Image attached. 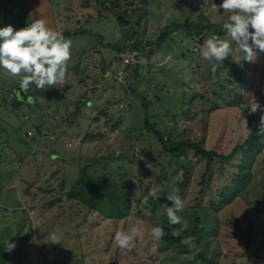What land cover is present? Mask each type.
<instances>
[{"label": "rangeland", "instance_id": "rangeland-1", "mask_svg": "<svg viewBox=\"0 0 264 264\" xmlns=\"http://www.w3.org/2000/svg\"><path fill=\"white\" fill-rule=\"evenodd\" d=\"M215 4L212 0H50L62 34L72 33L70 62L75 58L83 62L78 68L73 64L64 82L49 87L67 88L63 99L48 101L43 96L48 88L27 90L34 99L22 108L42 146L29 158V177H23L29 201L24 219H13L11 229L24 231L14 241L17 252L5 264H200L192 254L154 242L149 235L151 227L165 224L171 202L154 212L148 199L170 195L185 202L179 215L186 228L202 227L200 249L207 257L219 264H264V149L250 184L217 212L210 203L217 202L219 189L232 179L240 155L232 162L214 163L209 188L202 193L206 161L193 152L184 160L166 155L145 129L146 113L136 97H145L152 124L174 141L200 142L225 156L248 138L251 129L245 114L252 103L264 109V52L254 49L252 60H245L232 46L222 62L204 60L199 53L211 32L179 31L157 45L173 23L207 19L222 25L229 13ZM224 38L231 46L230 38ZM132 45L138 50L126 52ZM127 57L129 63L124 62ZM253 114L260 119L264 112ZM84 168L129 188L135 201L129 218L106 220L68 199ZM133 226L138 235L131 250L122 251L113 235ZM251 228L253 238L248 242ZM53 232L55 243L48 239Z\"/></svg>", "mask_w": 264, "mask_h": 264}, {"label": "clouds", "instance_id": "clouds-1", "mask_svg": "<svg viewBox=\"0 0 264 264\" xmlns=\"http://www.w3.org/2000/svg\"><path fill=\"white\" fill-rule=\"evenodd\" d=\"M215 6L222 13H229L222 29L230 38L231 46L229 39L215 35L206 38L199 53L202 59L222 62L229 56L232 46L244 54L245 60H252L254 49L264 52V0H220ZM70 59L71 41L49 28L42 19L32 20L19 29H14L11 24L0 26V72L9 77H19L18 91L21 93L29 86L46 89L62 83ZM258 111L264 112V109L258 103H252L250 112ZM257 127V134H264V115L260 116ZM167 200L171 202L166 207L167 223L170 226L179 224L181 227L173 231L174 235H179L187 227V222L179 215L185 202L175 195L167 196ZM148 231L154 242L163 237V228L159 225ZM137 235L138 229L134 226L128 231L117 229L113 241L120 250H131ZM48 239L55 243L57 236L54 232L49 233ZM181 243L194 247L191 236L183 237ZM15 247L14 241H3L4 251L10 253Z\"/></svg>", "mask_w": 264, "mask_h": 264}, {"label": "trees", "instance_id": "trees-1", "mask_svg": "<svg viewBox=\"0 0 264 264\" xmlns=\"http://www.w3.org/2000/svg\"><path fill=\"white\" fill-rule=\"evenodd\" d=\"M214 3L219 4L220 0H212ZM204 21H206L204 23ZM202 23H189L178 24L173 23L167 26L161 33L157 40V45L162 46L171 37L172 34L179 31H189L194 34H201L204 32H211L217 38H224L226 34L222 29V25L212 24L204 19ZM64 37L72 36L71 32H64ZM121 52V49L115 47ZM138 47L132 45L126 52L137 51ZM138 67L136 68V74ZM229 90V89H226ZM230 91V90H229ZM42 94V90H40ZM136 94V93H134ZM44 96V95H43ZM136 97L141 101V105L145 110L144 126L147 132L159 143L162 151L170 156V158L177 160H184L187 158L189 152H193L194 155L201 160H205L207 163L206 171L201 178V186L203 193L209 188L210 173L214 163L217 161L232 162L236 156L240 155V161L237 165V171L232 174V179L224 184L217 193V202L212 201L211 207L217 212L222 208L232 204L241 194V192L247 188L251 180L254 177V166L257 162V158L264 149V134H257L259 124V118H257L250 110L245 114V119L251 129V134L241 144L234 147L230 154L222 156L213 150H207L202 146L200 142H193L192 140L182 138L178 141L171 139L170 135L162 133L155 127L149 117V102L141 94H136ZM19 105H25L26 103L17 99ZM187 173V172H186ZM185 173V174H186ZM69 200H77L84 204L91 210L99 213L106 220L122 221L131 216L133 210L134 200L129 192V188L125 184H120L114 180H109L102 177H96L92 175L88 168L80 170L79 177L75 184L67 194ZM165 203H170L167 200V196H161L158 199L150 197L148 199V207L152 211H156ZM232 224H238L236 220H231ZM181 226L168 225L167 218H165V224L162 225L163 237L161 242L168 246H177L184 252L192 254V260L200 264H219L217 259L209 258L205 255L204 251L200 249L201 243V226L195 225L193 229L184 228L179 235H174V229H179ZM214 232L215 228H214ZM253 229H250L248 242L252 240ZM185 236L193 237L194 247H189L181 243V240ZM17 252L14 248L12 252L4 251L3 247H0V264H5L6 258L13 253Z\"/></svg>", "mask_w": 264, "mask_h": 264}, {"label": "crops", "instance_id": "crops-1", "mask_svg": "<svg viewBox=\"0 0 264 264\" xmlns=\"http://www.w3.org/2000/svg\"><path fill=\"white\" fill-rule=\"evenodd\" d=\"M36 19L44 20L49 28L62 34L50 0H0V26L11 24L14 29H19ZM65 38L70 39L72 36ZM86 51L82 53L86 54ZM82 62H77L76 58L75 62L69 61L66 73L73 64L78 68ZM18 81L19 77H9L0 72V247H3L4 240L10 239L13 242L24 231L20 228L13 231L11 226L13 219H24L29 200L24 196L23 177H29V158L35 157L42 146L40 137L36 138L31 133V120L22 108L26 105H19L11 94L13 92L20 100L17 96ZM66 89H60L65 96ZM27 90L25 92L28 99L23 102L29 104L34 98H30Z\"/></svg>", "mask_w": 264, "mask_h": 264}, {"label": "water", "instance_id": "water-1", "mask_svg": "<svg viewBox=\"0 0 264 264\" xmlns=\"http://www.w3.org/2000/svg\"><path fill=\"white\" fill-rule=\"evenodd\" d=\"M118 22L120 25H122L124 22L122 20L121 17L118 18ZM43 95L45 96V98L48 100V101H51V100H55V101H58V100H61L64 98V93L58 89V88H48L46 89L44 92H43ZM17 96L20 100L22 101H27L26 100V97H27V94L26 92H19L17 91Z\"/></svg>", "mask_w": 264, "mask_h": 264}, {"label": "built area", "instance_id": "built-area-1", "mask_svg": "<svg viewBox=\"0 0 264 264\" xmlns=\"http://www.w3.org/2000/svg\"><path fill=\"white\" fill-rule=\"evenodd\" d=\"M131 58L133 59V57H132V56H131ZM129 60H130V58H129V57H127V59H125V60H124V62H125V63H129Z\"/></svg>", "mask_w": 264, "mask_h": 264}]
</instances>
